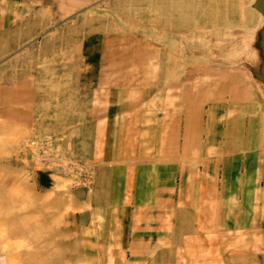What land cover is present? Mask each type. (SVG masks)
<instances>
[{
    "label": "rangeland",
    "instance_id": "1",
    "mask_svg": "<svg viewBox=\"0 0 264 264\" xmlns=\"http://www.w3.org/2000/svg\"><path fill=\"white\" fill-rule=\"evenodd\" d=\"M253 2L45 1V13L54 17L45 26L49 51L39 43L33 53L21 48L0 59V72L19 60L41 82L28 125L0 109V264H264V86L253 75L262 63L257 43L264 19ZM74 28L81 30L77 37L83 42L77 68L71 61L77 40L65 45L62 36ZM89 41L90 57L84 52ZM95 67L105 82L112 75L113 88L100 82L91 88L73 84L80 71L82 77L94 76ZM53 72L56 79L51 81ZM219 78V95L235 88L237 96H247L249 89L256 100L250 110L254 117L244 113V124H239V142L248 148L241 147L233 164L229 161L231 176L221 162H211L217 154L206 148L207 172L200 163L198 167L205 181L181 179L177 172L169 196H139L128 173L105 167L152 163L157 157L149 142L135 138L128 158L114 156L105 165L93 157L97 133L82 132L86 138L80 139L92 91L98 92L94 98L103 107L107 91L114 89L108 104L119 111L123 99L145 94L150 109L144 114L147 107H137L152 118V112L163 114L166 93L171 91L177 101L182 90L181 103L187 101L185 94L204 88L208 96ZM47 79L52 83L45 84ZM222 99L215 101L220 106L213 116L219 121V140L226 145L227 119L240 101L229 100L227 94ZM121 118L115 114L109 124L116 128ZM252 118L249 134L246 124ZM152 124L146 121L141 128ZM194 139L191 150L199 146ZM200 139L205 140L204 134ZM115 145L124 150L125 144ZM161 160L169 162L168 156ZM151 184H145L144 193L153 189Z\"/></svg>",
    "mask_w": 264,
    "mask_h": 264
},
{
    "label": "crops",
    "instance_id": "2",
    "mask_svg": "<svg viewBox=\"0 0 264 264\" xmlns=\"http://www.w3.org/2000/svg\"><path fill=\"white\" fill-rule=\"evenodd\" d=\"M45 1L46 0H0V59L4 60L3 58H6V54L20 52L21 48H24L23 50H25L26 53H33L35 51L34 46L39 45V43H41L40 46H44L42 50L45 53L46 51H49V48L45 49V26H49L50 20L54 19V17L49 13H45ZM46 7H48V5ZM57 33L56 36H59L60 32L57 31ZM80 33L81 30L74 28L73 30H69L68 37L66 34L62 35L63 43H65V45H70L73 39L77 40H75L77 44L75 43L73 45L75 49H77V55L73 56V60H71L73 61L72 64L75 68L81 67L82 65L78 60V57L82 55L83 43L80 37H77L81 35ZM65 37L70 39L68 40L66 38L67 41ZM110 41H112V39H110ZM61 44H57L55 47L58 49L62 48L63 45ZM92 47L93 45L91 41L86 42L84 52L89 55V57ZM27 57L29 56H26L25 61L27 60ZM2 60L0 62H2ZM12 61L14 64L11 65L9 69H3L0 72V104L2 105L0 106V109L2 111L9 110V114H11L12 117H15V121L25 122V124L28 125L30 118L33 116L35 106L33 105V101L36 100L39 92L37 85L41 82L38 80L37 73L35 74L30 66H27V63H25L26 65L24 66L22 61ZM116 63H118V61H116ZM114 65L116 64H112L113 68ZM96 68L97 67L94 68V76L89 78L82 77L81 71L79 74L77 73L79 77L72 79V81H74L73 84L80 86L84 83L85 86L87 85L86 87L91 88L96 82H100L101 84L113 88L112 75H110L109 79L105 82L102 78H99L98 70H96ZM48 70L49 69H47V72ZM54 76L55 74L50 78L51 81L56 79ZM50 80L47 79L45 84L52 83ZM219 80H221V78H219L217 82L215 81V85H217L214 89H208L210 95L207 96V88L197 92V94H194L193 91L192 95L189 97L185 94L187 96L185 100L187 101H183L182 103L180 99V93L182 90H180L179 95L175 96L177 101L173 99V93L171 91L166 93L168 95L166 98L163 97L164 101L161 103L163 114L158 117L154 116L155 112H152V118L151 116L146 118V115L142 114V110L139 111L140 108L137 107L140 103L143 104L141 107H147L143 100L146 97L145 94L143 95L145 97L141 95L137 98L135 97L134 100L123 99V102H121L123 103V109L119 111V109L116 108L118 106L112 107L108 104L109 101L113 102L112 100L114 98L112 95L114 89H112L111 92L107 91L105 99L106 104L103 105V107H99L96 102L97 99L94 98L98 92L92 91V98L89 99V108L86 109L84 114L88 120L86 121L87 124H85L84 128H80V139L86 138L83 137L82 132L89 131L97 133V136H95L97 144L93 157L96 160L100 158L105 165H108V163H110L109 161L115 158L114 156L117 158H128L126 154L135 138L139 140L141 139L144 142H149V145H152L157 157L152 163L145 164V166H141V164H131V166H129V164L128 166L120 167V169L119 167L114 166L112 168L110 166L105 167L107 171L109 169L112 170V173L119 171H122V173H128L139 196L145 194L146 196L150 195V197L159 198L164 195L165 192L169 196L175 188L174 180L177 172L180 173L181 179L188 178V181H205L207 176H205V174L202 176V174L198 173V167L200 163L203 170L207 172V158L204 159V156H207V153L210 154L213 152L217 154L216 158L211 162H221L224 165L227 176H231L232 172H228L232 171V168H230L231 166H229L231 164L230 162L233 161L232 159H235V155L238 154L241 147L248 148V143L242 144V146L239 142V124H241V126L244 124V113H248L249 117H254V114L251 111L255 109L254 104L256 105V100L252 99L254 96H251L249 89L246 94L247 96H237L235 88H228L230 89L229 93L223 92L222 95H219L217 93L220 85ZM166 94L163 96H166ZM225 94L228 95L229 100L231 99L234 102L240 101V103L235 106V109L231 108L230 111L232 112V116L227 119L230 120V126L226 129L225 133L228 139L226 145L219 140L221 135V132L217 130L220 127L219 121L213 116V114L218 112V107L220 106V103L215 101L223 100L222 97ZM108 95L110 96V99L107 97ZM190 97L193 99L199 97L200 100L193 102ZM210 101L214 104L211 105ZM120 105L121 104H119V106ZM149 109L147 107L144 114H146V111ZM206 109L211 111L209 114V117L211 116L210 118H207ZM161 110L159 107V111ZM204 110H206V112L203 114ZM115 114L122 116L121 120L116 121L119 125L116 128L114 123L109 124V120L114 117ZM198 116H201V118H199L200 124L196 125L194 119ZM150 120H152L153 124L142 130L141 123H145L146 121L149 123ZM253 120L254 119L252 118L246 124L248 127H251L248 130L249 134L251 133L252 125H254ZM199 121L196 120L197 123H199ZM201 134H204L205 136L204 141H201L200 139ZM242 134L244 136V131H242ZM103 137L104 139L100 140V138ZM194 138H196V143L199 146L198 148H195V150H191L190 148L195 142ZM117 143L125 144L124 150H122L123 145H121V148L116 149L115 144ZM227 147H229V149H226ZM206 148L207 153L205 150ZM184 149H190L189 151L191 153L189 152V155L184 154ZM228 154H232L234 157L229 158L227 157ZM166 156H168L169 162H162L161 157ZM202 157L203 159H201ZM184 159L188 160L186 164L183 161ZM139 173L142 174V180L139 179ZM188 174H190V176L186 177ZM139 180L144 183L143 187L139 186L142 185V182ZM150 181H152L151 185H153V189L156 187V191L151 188L146 189L147 193H144V186Z\"/></svg>",
    "mask_w": 264,
    "mask_h": 264
},
{
    "label": "water",
    "instance_id": "3",
    "mask_svg": "<svg viewBox=\"0 0 264 264\" xmlns=\"http://www.w3.org/2000/svg\"><path fill=\"white\" fill-rule=\"evenodd\" d=\"M253 7L261 13L264 19V0H254ZM258 48L261 52L262 63L260 67L253 71L254 78L261 82L264 86V22L259 31Z\"/></svg>",
    "mask_w": 264,
    "mask_h": 264
}]
</instances>
